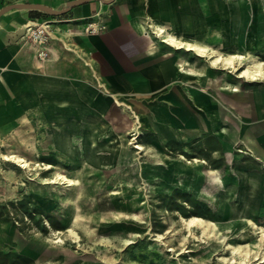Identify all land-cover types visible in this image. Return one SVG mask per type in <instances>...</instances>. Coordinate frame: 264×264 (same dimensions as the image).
<instances>
[{
  "label": "rangeland",
  "instance_id": "obj_1",
  "mask_svg": "<svg viewBox=\"0 0 264 264\" xmlns=\"http://www.w3.org/2000/svg\"><path fill=\"white\" fill-rule=\"evenodd\" d=\"M197 41L211 44L205 38ZM70 46L78 51L69 58L76 70L72 81L93 90L90 124L77 130L85 135H76L72 152L66 145L54 148L46 124L36 129L33 144L0 140V264H63L74 262L75 254L97 264H260L254 255L264 238L243 219L264 226V163L254 173L253 163L237 155L238 149L224 148L209 134L164 140L162 121L149 119L133 97L119 95L142 120L143 126L140 122L134 129L129 110L98 86L107 77L95 58L77 44ZM216 49L244 56L234 59V70L189 55L183 65L199 69L203 88L232 83L239 68L253 59L264 62L249 51ZM80 100L75 98L77 107L83 106ZM2 154H18L28 166L4 160ZM56 172L73 184L54 182ZM192 215L217 226L204 233L193 226L189 233L180 216ZM232 246L241 252L232 253ZM245 251H250L246 259Z\"/></svg>",
  "mask_w": 264,
  "mask_h": 264
},
{
  "label": "crops",
  "instance_id": "obj_2",
  "mask_svg": "<svg viewBox=\"0 0 264 264\" xmlns=\"http://www.w3.org/2000/svg\"><path fill=\"white\" fill-rule=\"evenodd\" d=\"M67 1L0 0V8L18 2L60 9ZM96 18L105 28L85 31L86 22ZM32 21L51 29L46 44L52 53L45 59L37 56L35 43L26 36L25 25ZM158 29L164 30L163 37L154 34ZM166 36L181 44H168L162 40ZM204 38L211 44L197 41ZM70 44L95 58L107 77L106 85L99 81L98 86L129 110L137 123L134 129L142 120L119 95L133 97L149 119L162 121L164 140L181 142L209 134L224 148L243 152L237 155L253 163L254 173L262 168L264 84L237 75L232 83L203 88L199 69L184 65L189 55L210 62L209 56L188 45L249 51L264 58V0H88L59 15L35 8L8 9L0 14V140L33 144L36 129L46 124L54 148L66 145L74 151L76 135H85L77 130L90 124L93 90L72 81L76 70L69 58L78 51ZM77 96L83 106H76ZM75 257L63 264H97Z\"/></svg>",
  "mask_w": 264,
  "mask_h": 264
},
{
  "label": "bare ground",
  "instance_id": "obj_3",
  "mask_svg": "<svg viewBox=\"0 0 264 264\" xmlns=\"http://www.w3.org/2000/svg\"><path fill=\"white\" fill-rule=\"evenodd\" d=\"M36 24L37 23H35L33 21L28 22L25 25V28L26 29L28 28L29 29L28 31H31V29L33 28V25H36ZM47 26L48 25L46 23H42L39 27H40V29L42 28V30H44L46 33H48V35L50 37L51 32ZM163 32H164L163 29H158L156 31V33H154V34L156 36L163 37ZM38 34L41 35L40 32ZM162 40L167 42L168 44H181L180 42L176 41V39L173 36H170V37L168 36L166 39H162ZM188 48H192L193 50L197 51L199 54H205V55L211 54L210 56H212V57H211L210 63L212 65H215L216 63H222V64H224L230 68H233L234 70L236 69V66L234 64V59L235 58L242 59L244 56L242 54H231V53L223 54L222 52L217 51L216 49L215 50L212 49L209 52V51H207V49L204 46L188 45ZM238 75L241 77H244L248 80L249 79L250 80H257V79L264 80V62L253 59L252 61L244 64L243 66H241L239 68ZM135 115L138 118V115L136 113H135ZM134 146L136 148L142 149V145L140 143H137ZM1 156L4 160H12V161L20 162L22 167L28 166L26 159L23 158L22 156L18 155V154H10V155L2 154ZM193 161H197V160L194 159ZM50 166H51V164H49V163L46 164L47 168ZM53 181L59 182V183L73 184V180L71 178L67 177L66 175H64L60 172L55 173V178L53 179ZM180 219L182 221H184L189 233L191 232V227H193V226L200 227L202 233H204L206 230H208V227H216L217 226L216 222H214L212 220L206 221L202 217L196 216V215H192L189 218H184L183 216H180ZM243 220H244L245 225H247L249 228H257L259 235L262 238H264V226L257 225V223L252 218H249V217H244ZM68 231L75 238L78 237V235L72 229L69 228ZM131 242H132L131 240L127 241L128 244ZM232 248H233L232 253H234V254L241 252L240 247H233L232 246ZM242 254L244 255V259H246L247 257L250 256V251H245V253H242ZM254 260H259L260 264H264V247H262L261 250L254 255ZM244 261H246V260H244Z\"/></svg>",
  "mask_w": 264,
  "mask_h": 264
},
{
  "label": "built area",
  "instance_id": "obj_4",
  "mask_svg": "<svg viewBox=\"0 0 264 264\" xmlns=\"http://www.w3.org/2000/svg\"><path fill=\"white\" fill-rule=\"evenodd\" d=\"M103 28H105V26L102 22L98 21V18L86 22V25L84 26V30L88 32L98 31ZM28 30V28H25L27 38L38 46L36 50L37 56L44 58L46 55H48L49 50L48 46H46L47 38L49 37L48 33L42 30V28L40 29L38 25H33L31 31ZM39 32L41 35L38 34Z\"/></svg>",
  "mask_w": 264,
  "mask_h": 264
},
{
  "label": "water",
  "instance_id": "obj_5",
  "mask_svg": "<svg viewBox=\"0 0 264 264\" xmlns=\"http://www.w3.org/2000/svg\"><path fill=\"white\" fill-rule=\"evenodd\" d=\"M85 1H88V0H69L60 9H53V8L48 7V6H45L42 4H37V3H18V2H15V3H10V4H7L3 7H1L0 8V14H2L3 12H5L11 8H35V9H39L43 12H46L48 14L59 15V14H63L66 11H68L71 6L76 5V4H80V3L85 2ZM102 1L109 3L112 0H102Z\"/></svg>",
  "mask_w": 264,
  "mask_h": 264
}]
</instances>
